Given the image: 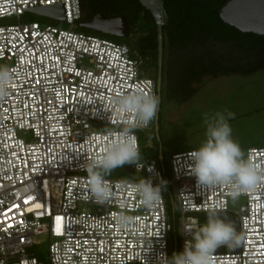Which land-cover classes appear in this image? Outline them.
Here are the masks:
<instances>
[{"label": "built area", "instance_id": "1", "mask_svg": "<svg viewBox=\"0 0 264 264\" xmlns=\"http://www.w3.org/2000/svg\"><path fill=\"white\" fill-rule=\"evenodd\" d=\"M80 2L0 0V20H17L0 24V66L12 73L0 98V264H45L36 254L42 235L49 264H160L162 253L172 256L167 190L177 209L178 253L207 222L199 215L216 211L239 218L242 243L237 251H215L212 264H264V182L240 195L243 203L232 199L230 185L205 188L191 172L192 149L171 154L166 166L157 157L142 160L141 171L127 164L131 176H107L112 196L95 202L85 165L103 154L106 130L119 133L135 119L119 111V98L158 91L128 44L78 29ZM47 6H63L66 19L31 11ZM30 14L46 23L23 21ZM154 122L133 129L140 150L137 130ZM243 153L264 167V145ZM141 178L161 186L163 199L151 207L133 190ZM121 216L132 220L122 224Z\"/></svg>", "mask_w": 264, "mask_h": 264}, {"label": "trees", "instance_id": "2", "mask_svg": "<svg viewBox=\"0 0 264 264\" xmlns=\"http://www.w3.org/2000/svg\"><path fill=\"white\" fill-rule=\"evenodd\" d=\"M115 1L125 2L81 0L82 17L78 21V28L86 33L105 36L118 42L116 39L119 37L83 27L81 23L85 19L93 18L102 9L107 11L108 17L125 14L131 25L132 39L129 46L143 59L144 72L156 78V74H153L158 70V33L154 17L139 0H126L134 8L131 11H125L123 8L109 10ZM163 1L170 16L162 31L164 57L167 58L163 69L165 72L162 92L168 101H189L201 89L199 84L205 76L217 78L234 74L251 75L264 69V35L242 32L223 21L220 9L228 0ZM154 131L155 126L146 131L150 138V151L141 146L142 160L159 158V141ZM161 163L166 166L164 160ZM126 168L127 164L115 169L116 177L129 178L131 175L127 173ZM165 194L173 224L170 242L173 255L180 250L177 209L168 190ZM207 216L208 214H200L199 218L201 221H207ZM36 254L41 258L44 256L42 252Z\"/></svg>", "mask_w": 264, "mask_h": 264}, {"label": "clouds", "instance_id": "3", "mask_svg": "<svg viewBox=\"0 0 264 264\" xmlns=\"http://www.w3.org/2000/svg\"><path fill=\"white\" fill-rule=\"evenodd\" d=\"M11 80V71L6 66H0V98L8 95ZM117 103L120 112L134 115L131 127H126L119 133L106 130L104 135L109 139L103 154L91 160L84 168L88 174L89 191L95 202L100 205L107 203L112 196L106 177L115 169L126 164H135L137 171L143 169L142 154L133 129L146 128L154 121L160 101L155 94L134 91L121 95ZM234 115L227 110L214 115L206 113V139L198 149L192 150L189 156L192 161L191 172L199 185L205 188L230 185V195L236 200L264 182V167L251 159H245L240 144L233 139L228 121L233 119ZM132 187L147 207L163 199L161 186L154 187L151 179L141 178ZM119 220L126 225L132 218L121 216ZM185 231L189 235L188 230ZM241 243L242 236L236 231L234 224L220 218L218 212L211 211L207 222L186 240L184 250L173 253L170 258L162 253L160 264H212V257L217 248L223 245L235 249L241 246Z\"/></svg>", "mask_w": 264, "mask_h": 264}, {"label": "rangeland", "instance_id": "4", "mask_svg": "<svg viewBox=\"0 0 264 264\" xmlns=\"http://www.w3.org/2000/svg\"><path fill=\"white\" fill-rule=\"evenodd\" d=\"M29 20L46 23L43 17L36 14L23 18V21ZM16 21L15 18H6L0 20V24ZM63 25L67 27L65 23ZM131 35L130 32L127 37L117 36L119 38L116 40L129 45ZM144 71L142 66V75L153 78ZM199 86L201 87L199 92L187 102L178 103L173 100L166 102L164 119L160 128L163 160L166 164L169 165L170 156L176 151L198 149L205 141L207 126L204 123V115L206 113L214 115L227 110L235 114L234 118L228 122L232 128V137L240 144L243 152L247 147L264 145V69L248 77L206 76ZM91 124L98 130L105 128V124L98 121ZM137 132L141 139V146L146 151H150V138L147 132L141 129ZM109 176L116 177L114 171ZM238 202L243 203L244 199L239 198ZM39 239L41 244L36 246V250L42 249L43 260L49 264L47 240L43 235Z\"/></svg>", "mask_w": 264, "mask_h": 264}, {"label": "water", "instance_id": "5", "mask_svg": "<svg viewBox=\"0 0 264 264\" xmlns=\"http://www.w3.org/2000/svg\"><path fill=\"white\" fill-rule=\"evenodd\" d=\"M139 2L151 12L157 25V42H158V68L159 75L157 77V91L159 97V108L161 104V91H162V68L164 61V33L163 26L167 25L170 19L169 13L165 8V1L163 0H139ZM59 8V13L56 10ZM31 11L54 17L56 19L65 20V11L63 6H47V7H36ZM220 16L229 25H232L242 32H253L260 35H264V0H228L226 4L220 9ZM81 26L86 28L94 29L96 31L110 34L119 37H127L130 35L131 27L125 16L108 17L105 11L99 12L87 22L81 23ZM159 120V109L157 117L155 118V130L160 139V122ZM162 146L160 143L159 159L163 161L164 155L162 152ZM127 173H130L131 166L126 168ZM220 218L226 222L234 224L236 231L240 232V221L236 215L231 213L218 212ZM227 246H220L216 249V252H224ZM240 246L232 249L237 251Z\"/></svg>", "mask_w": 264, "mask_h": 264}, {"label": "flooded vegetation", "instance_id": "6", "mask_svg": "<svg viewBox=\"0 0 264 264\" xmlns=\"http://www.w3.org/2000/svg\"><path fill=\"white\" fill-rule=\"evenodd\" d=\"M125 2H119V3H117L116 1L115 2H112V4L110 5V9L109 10H117V9H122L123 8V10H127V11H131V10H133L134 8L130 5V2L128 3V2H126V0H124ZM102 11H105L106 13H107V11L106 10H104V9H102L100 12H102ZM97 14V13H96ZM118 16H125L126 17V15L125 14H121V15H116V16H113V17H118ZM127 18V17H126ZM90 19H92V18H90ZM90 19H85L83 22H87L88 20H90ZM127 20H128V22H129V19L127 18ZM129 25H130V23H129ZM130 27H131V25H130ZM167 61V58L166 57H164V63H163V68H162V91H163V86H164V77H163V72H165L163 69H164V66L166 65V62ZM157 63H158V59H157ZM211 66V65H210ZM216 67V66H215ZM155 74H156V76L158 77V75H159V68H158V70L156 71V73L154 72V76H155ZM234 75H240V74H234ZM251 75H253V74H251ZM251 75H240V76H243V77H248V76H251ZM157 77L155 78V77H153L154 79H156V82H157ZM206 77V76H205ZM220 77V76H219ZM161 91V104H160V108H159V122H160V128H161V123H162V120L164 119L163 117H164V112H165V109H166V102H170V101H168L167 99H166V97L163 95V92ZM158 95V94H157ZM154 126H155V122H154ZM154 133H155V136L157 137V139H158V136H157V133H156V130L154 131ZM159 141V140H158ZM160 143H161V141H159V145H158V148H157V151L159 152L160 151ZM157 152V153H158ZM159 154V153H158Z\"/></svg>", "mask_w": 264, "mask_h": 264}]
</instances>
